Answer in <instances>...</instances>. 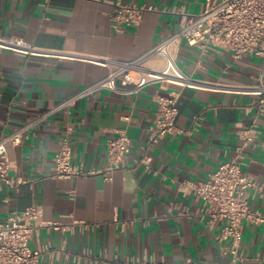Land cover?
Returning <instances> with one entry per match:
<instances>
[{
    "label": "crops",
    "instance_id": "obj_1",
    "mask_svg": "<svg viewBox=\"0 0 264 264\" xmlns=\"http://www.w3.org/2000/svg\"><path fill=\"white\" fill-rule=\"evenodd\" d=\"M112 1L117 0H0V36L51 51L128 59L177 29L182 14L195 16L216 0H120L146 7L141 22L124 25L121 32L111 24ZM178 64L195 79L214 85L156 83L137 95L102 90L79 99L68 112L56 111L18 145L8 147L11 175L28 182L17 190L2 185L0 219L39 204L42 222L59 225L42 226L32 239L33 248L50 247L39 264L227 263L228 256L213 237L220 223L211 230L197 217L180 215L171 207L185 204L193 212L198 202L184 191L236 154L241 144L237 132L253 116L246 109L253 96L238 87L257 84L263 60L251 54L234 58L225 50L199 56L183 43ZM105 72L86 59L26 56L0 48V137ZM170 92L178 95L176 125L181 131L168 133L148 149L151 161L146 168L136 160L153 123L156 97ZM195 115L201 118L192 128ZM259 125L257 145L245 149L243 170L264 184V117ZM117 128L127 130L130 150L111 180L102 172L74 179L51 177L62 137L70 138L73 163L101 171L107 165L106 141ZM250 205L264 214V200L251 199ZM79 222L92 228L81 231ZM241 246L244 264H264V225L245 222ZM84 251L90 255L74 262L73 256Z\"/></svg>",
    "mask_w": 264,
    "mask_h": 264
},
{
    "label": "built area",
    "instance_id": "obj_2",
    "mask_svg": "<svg viewBox=\"0 0 264 264\" xmlns=\"http://www.w3.org/2000/svg\"><path fill=\"white\" fill-rule=\"evenodd\" d=\"M111 24L115 31H123L124 25H138L146 7L128 4L120 0L112 1ZM186 43L195 48L199 56L215 50H225L234 58L245 54L262 58L263 67L256 77L257 84L240 86L243 93L253 96L246 109L252 112V121L242 126L237 136L240 145L234 157L223 161L218 168L202 181L191 183L184 195H190L198 202L190 212L185 204L172 203L171 208L186 216H195L206 223L211 230L217 223L220 227L213 237L220 251L228 256L226 264H244L246 256L242 250L241 239L245 222L264 225V214L251 208V199L264 200V184L243 170L245 149L257 145L260 137L259 119L264 117V0H216L195 16L181 15L180 26L150 46L143 53L128 59L108 56L84 55L38 48L20 38L0 36V48L17 51L26 56H55L72 59H86L106 68L105 74L93 83L81 87L76 93L66 97L54 107L37 115L29 123L0 137V188L2 185L18 189L28 180L11 175L12 162L8 147L18 145L24 135L45 121L56 111L68 112L75 103L87 96H94L102 90L118 94L137 95L143 88L156 83H172L183 87L201 88L213 83H203L186 73L178 64L181 45ZM228 88V87H227ZM231 88V87H230ZM237 88V87H234ZM157 107L149 134L141 146L142 156L137 159L146 168L150 167L151 157L148 149L162 140L165 135L181 131L176 125L178 114V95L173 92L156 97ZM199 115L192 119L196 128ZM130 150V138L125 128L114 129L106 141L107 165L101 170L86 169L82 163L71 161V144L68 135L61 138L60 146L52 158L51 177L74 179L83 175L102 172L104 179H112L114 170L124 167V156ZM74 190L69 191L73 196ZM42 205L31 204L22 210H13L0 219V264H39L42 254L49 245L33 248L31 241L42 226L58 227L55 223L42 222ZM80 230L92 228L88 223L79 222ZM62 230L65 227L61 228ZM83 252L73 256L80 262ZM94 260V264H98Z\"/></svg>",
    "mask_w": 264,
    "mask_h": 264
}]
</instances>
